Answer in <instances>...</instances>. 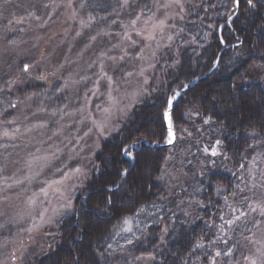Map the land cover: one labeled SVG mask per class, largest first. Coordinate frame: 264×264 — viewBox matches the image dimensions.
Instances as JSON below:
<instances>
[{"label": "trees", "instance_id": "trees-1", "mask_svg": "<svg viewBox=\"0 0 264 264\" xmlns=\"http://www.w3.org/2000/svg\"><path fill=\"white\" fill-rule=\"evenodd\" d=\"M18 3L19 0H11L4 4L0 0V51L3 46L9 48L8 40L15 39L13 35L6 37V32L19 11ZM152 3L153 0H137L132 8L125 9L121 1L118 4L115 0L113 3L85 0L84 11L93 15L98 27H104L108 25L105 15L109 18L113 13L114 19L117 14L125 13L135 17L138 13L133 9L137 4L140 8L147 4L151 9ZM184 4L180 34L158 56L148 96L121 123V132L102 143L101 149L107 151L129 134L134 138L144 136L150 142L135 148L138 152L149 149L150 155L138 161L125 158L126 162L118 165L132 169L136 177L132 190L125 186L108 210H97L99 185L106 179L115 180L117 173L115 167L101 164V151L96 154L94 162L100 169L92 168V176L85 185L86 199L79 195L66 219L41 233L38 244L44 247V253L34 264H73L76 257H79L78 264H138V257L149 255L155 257L153 264H211L213 261L244 264L250 258L246 244L259 243L251 238L257 231L252 222L261 217L252 213L249 205H253L254 199H245L241 186L252 161L264 155V133L255 139L247 134L252 128L259 130L264 122V67H253L264 66V7L258 3L255 9H250L246 0H240L237 16L221 29L236 12L233 0H184ZM151 15L152 11L146 9L143 17ZM222 50L219 68L176 102L177 140L167 147L169 143L159 136L164 101L173 90L182 91L178 89L179 84L188 85L212 71ZM2 58L0 53V120H7L16 109L17 96L24 98L40 84H29L18 88L16 93L11 92L7 82L14 68L9 63L2 69ZM17 65L22 71L24 64ZM125 67L119 66L123 70ZM115 78L119 81L118 75ZM194 99L200 100L198 115L189 113L193 109L189 101ZM209 116L212 122L204 123ZM151 131L157 135L151 136ZM217 139L222 142L220 146L215 144ZM157 140L160 142L156 143ZM212 148L224 155L206 156ZM179 160L188 162L187 169L193 172L185 184L186 196L194 200L192 209L183 205L182 196L171 195L161 180L167 167ZM146 167L150 168V174L145 173ZM232 205L247 212L250 220L240 223L239 228L226 236L221 228ZM129 240L133 243L129 244ZM199 243L204 247H197ZM217 251L221 256L215 255ZM229 251L231 256L224 254ZM258 264H264V257Z\"/></svg>", "mask_w": 264, "mask_h": 264}, {"label": "rangeland", "instance_id": "rangeland-1", "mask_svg": "<svg viewBox=\"0 0 264 264\" xmlns=\"http://www.w3.org/2000/svg\"><path fill=\"white\" fill-rule=\"evenodd\" d=\"M77 1L19 0V11L5 31L6 37H15L8 40L11 42L9 48L3 46L0 51L2 69L9 63L11 69L14 68L7 82L9 90L16 93L18 88L29 84H40V87L31 89L24 98L18 95L13 115L0 120V264H34L44 253V247L38 244L41 233L66 219L79 195L86 199L85 185L94 171V157L101 151L103 141L116 134L105 131L101 137L98 125L107 124L110 128L115 123L120 128L132 109L148 96L157 58L176 41L185 16V7L169 10L173 15L180 12L183 19L168 20L163 31L153 30L151 23L145 24L148 17H141L136 29L142 30L145 36L150 32L155 36V39L145 40L137 36L131 26L125 28L135 17L125 13V18L117 14L114 19L112 13L109 18L105 15L108 25L98 27L93 15L85 13L81 7L85 0L78 4ZM115 1L119 4L121 0ZM238 10L236 8L235 14H231L233 20ZM158 18H164L163 12L158 13ZM129 34L137 42L134 46L125 39ZM223 47L225 49V45ZM125 48L128 55L121 61L119 57ZM141 54L145 59L137 58ZM19 62L29 66L28 72L21 71ZM123 65L125 70L119 68ZM141 69L145 70L144 77L138 75ZM215 71L209 73L212 75ZM129 72L133 75L128 76ZM145 77L147 83H144ZM199 78L204 79L201 76L197 80ZM126 105L131 106L124 116L120 109ZM97 143L99 148H96ZM206 153L214 157L211 151ZM261 156L264 155L252 161L242 177V192L245 199H254L253 206L264 202V179H261L264 157ZM187 164L183 160L170 164L161 180L171 195L182 196L183 205L192 209L194 200L185 194V184L193 174ZM76 168H82L84 176L76 177ZM69 176L73 178L66 179ZM53 181L64 182L52 184ZM41 189H47L48 195L45 196ZM62 196L71 197L72 209L61 207L67 203ZM33 200L35 203H31ZM241 212L237 205L230 206L221 228L226 236L239 228L240 223L250 220V217L241 216ZM230 219L234 221L232 225L226 223ZM49 220L53 223H48ZM251 238L259 243L246 244L250 258L245 259L244 264H250L252 259L258 264L264 257V225ZM151 257L154 256L139 261L153 264L155 259Z\"/></svg>", "mask_w": 264, "mask_h": 264}, {"label": "snow or ice", "instance_id": "snow-or-ice-1", "mask_svg": "<svg viewBox=\"0 0 264 264\" xmlns=\"http://www.w3.org/2000/svg\"><path fill=\"white\" fill-rule=\"evenodd\" d=\"M4 4L10 3L11 0H2ZM137 0H121V7L128 9L132 8L134 4H136ZM260 4L261 7H264V0H246V5L250 9H255L257 7V4ZM233 5L234 8H239L240 6V0H233ZM71 7V4L69 5ZM84 4H81V7H84ZM185 7L184 5V0H153L152 3V8L149 9L148 5L145 4L143 8H140L139 5L137 4V7L133 9L136 11L138 14L135 16L134 19L130 20L129 25H125V28L128 29L129 26H131L132 30L135 31L137 36H141L145 40H152L155 39V36L152 34V32L149 33V35L145 36L144 32L142 30L136 29V24L138 21H140L141 17L145 15V10L152 11V15L145 20V24L151 23L152 29H159L163 31L164 27L167 26V21L170 19H175V18H180L183 19V16L180 14V12H175L173 14H169V10L172 9H180L183 10ZM154 9V10H153ZM163 12V19L158 18V13ZM125 39L128 41H131V45L134 46L137 42L132 39V36L126 35ZM243 40H240V44L243 45ZM116 47H120V45H116ZM123 55L119 57V59L122 61L125 59V57L128 55L127 49H122ZM154 55V53H153ZM138 59H145V57L141 54ZM112 59H116L113 57ZM218 64V61H217ZM149 67H152V65H149ZM255 68H262L264 66H259L255 65L253 66ZM29 66L24 65L22 71L28 72ZM106 75V74H105ZM128 76H132L133 73L129 72L127 73ZM139 76L144 77L145 76V70L141 69L138 73ZM39 79H46V77H39ZM109 81H111V78H108ZM243 79V77H242ZM147 78L145 77L144 83H147ZM67 86V85H65ZM233 87H237V85H233ZM178 89L184 90L186 93L187 90V85L181 83L178 85ZM181 97V91L179 90H173L171 95L164 101V106L161 109V128L159 132L160 140H166L167 143L169 144H174L176 135L174 131V122L177 119L176 114H175V105L178 99ZM213 101L215 102V98H213ZM190 104L193 105V109H195V112L193 113V109H189V113L192 114H199V104L200 100L199 99H194L192 101H189ZM131 105H126L125 108L120 109L121 113L124 116H127V111L126 109L130 107ZM15 107V105H13ZM212 122V117L209 116L207 119L204 120V123H210ZM100 130V136L104 137L105 131L109 132H116L120 133L121 129L117 127V124L113 123L111 127L109 128L107 124L103 126H99ZM261 133H264V122L261 123L260 129L257 130L256 128H252L251 132L247 133L250 135L252 138H259L261 136ZM151 136L155 137L157 133L155 131H151L149 133ZM5 136L8 135L7 132L4 133ZM107 138V137H105ZM160 140L155 141L156 143H159ZM144 143H150L146 137L144 136H137L133 137L132 134H129L127 136H123L118 143L115 144L114 148H110L107 151L101 149V164L104 165V167H115L116 168V179L115 180H108L106 179L103 183L99 185L101 191L98 193V201L96 202V209L99 211H106L108 210L109 205L113 203V200L115 197H117L120 194V191L125 188V186L128 187L129 190H132L133 185L136 183V177L133 176L132 169L130 167H120L118 166L119 164H122L125 161V158L127 160L131 161H138L140 158L145 157L150 155V150L149 149H144L143 151H135V148L139 144H144ZM221 140L217 139L215 141V144L217 146L221 145ZM99 144H96V148H99ZM250 147H254L253 145H250ZM205 151H208L207 149ZM211 155L212 156H223V152H219L216 150V148L211 149ZM225 158H227L225 156ZM168 159H174V157H169ZM92 167L94 169L99 170L100 165L96 164L95 162L92 163ZM59 170V169H58ZM146 174H150V168L146 167L144 169ZM74 175L76 177L84 176V171L82 168H76L74 171ZM131 177V180H130ZM72 176L66 177V179L70 180L72 179ZM162 178V177H159ZM253 179H255V176H253ZM261 179H264V176L261 177ZM64 181H53L52 184L56 183H63ZM17 183H20V181H17ZM52 184H49L48 187L51 188ZM255 186V185H254ZM219 188V186H217ZM42 193L47 196L48 195V190L47 189H41ZM64 200L67 201V203L63 204L61 207L65 210H70L73 208V204L71 201L70 196H62ZM31 203H35V201H31ZM250 209L252 212L258 213L259 217L261 219L259 221L253 219V227L259 229L261 225H264V202L258 203L255 206L249 205ZM58 211V210H57ZM248 213L246 212H241V216L247 217ZM236 219H240V217H236ZM129 221L126 219L125 223H128ZM48 223H53L52 220H49ZM228 225H232L234 223L233 220H228L226 222ZM131 231V229H129ZM165 231H167L165 229ZM129 244L133 243L132 240L128 241ZM226 243V241H225ZM197 247L203 248L204 245L202 243L197 244ZM22 248H26V245H22ZM227 256H231L232 253L225 252L224 253ZM217 257L221 256V252L217 251L215 253ZM16 259H22V257H16ZM138 259H144V257H138ZM151 259H155V257H151ZM79 257H76L75 260L73 261V264H78ZM213 264H215V261H213ZM250 264H257V261L255 259H252L250 261Z\"/></svg>", "mask_w": 264, "mask_h": 264}, {"label": "water", "instance_id": "water-1", "mask_svg": "<svg viewBox=\"0 0 264 264\" xmlns=\"http://www.w3.org/2000/svg\"><path fill=\"white\" fill-rule=\"evenodd\" d=\"M237 10H238V8H237ZM234 17H235V16H234ZM232 21H233V18L230 19V20H228L227 23L222 27V29H223L226 25L231 24ZM220 37H221V32H220ZM222 52H223V51H222ZM222 52H221V54L219 55V58H218V60H217V61H218V64H217V62H216L215 67L213 68V70L211 71V73H212L213 71H215L216 69H218L219 64H220V61H221V57H222ZM211 73H209V74L203 76V78H206V77L210 76ZM200 80H201V78H199V79H198L197 81H195V82H192V83L188 84V85H187V90H186V92H187L189 89H191V88H193L194 86H196ZM184 93H185V91L182 90V91H181V95H183ZM174 131H175V130H174ZM175 135H176V139H175V142H176V140H177V134H176V131H175ZM171 145H173V144H168L167 146L169 147V146H171Z\"/></svg>", "mask_w": 264, "mask_h": 264}]
</instances>
